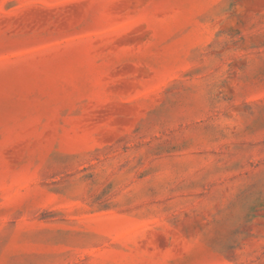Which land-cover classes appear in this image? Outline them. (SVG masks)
<instances>
[{
  "label": "rangeland",
  "instance_id": "1",
  "mask_svg": "<svg viewBox=\"0 0 264 264\" xmlns=\"http://www.w3.org/2000/svg\"><path fill=\"white\" fill-rule=\"evenodd\" d=\"M0 264H264V0H0Z\"/></svg>",
  "mask_w": 264,
  "mask_h": 264
}]
</instances>
